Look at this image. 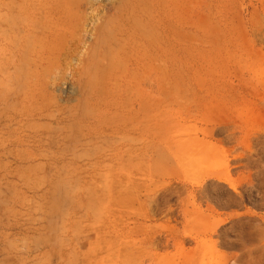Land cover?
<instances>
[{
    "label": "rangeland",
    "instance_id": "obj_1",
    "mask_svg": "<svg viewBox=\"0 0 264 264\" xmlns=\"http://www.w3.org/2000/svg\"><path fill=\"white\" fill-rule=\"evenodd\" d=\"M262 129L264 0H0V264H250L238 235L260 226L263 256L264 223L191 220L229 210L195 188L219 164L179 154L212 140L257 186L236 159Z\"/></svg>",
    "mask_w": 264,
    "mask_h": 264
},
{
    "label": "bare ground",
    "instance_id": "obj_2",
    "mask_svg": "<svg viewBox=\"0 0 264 264\" xmlns=\"http://www.w3.org/2000/svg\"><path fill=\"white\" fill-rule=\"evenodd\" d=\"M256 113L257 112H255V115H254L255 117L253 118V120H255L256 116H258V115H256ZM214 126L216 128H218L217 129L218 131H222L223 129H226V124L222 123V122L216 123V125H214ZM262 131H264V129L258 131V133L252 134L247 139V141L244 144V146L247 147L246 154L239 157L238 159H236V160H240V161L246 160V163H244L242 165L243 168H250V167L255 168V165H257L259 163L264 164V139L262 140L263 145L260 148L254 149L250 145L253 142L258 144V140L261 139L262 137H264V133H262ZM253 136H255V137H253ZM226 138L228 141L233 139L232 135H227ZM201 142H202V140H201ZM211 142H212V140L211 141H205V142H202L200 144L196 143L194 149L190 148V150L186 151L185 153L181 152L182 154H179V155H183V156L180 158L181 162L180 161L179 162L183 165V168H185V169H183V168L182 169L186 170V171L191 170V168H193L195 170H196V168H199L201 166V163L198 162L200 159H204V165L206 167H208V165H210L211 163L219 164V166H217L216 169L211 170L210 172L204 171L203 172L205 174L204 177L201 176L202 179L197 181L195 188H197V192L200 194L201 199H203L207 202L217 204L219 207H221V209L229 210V212L226 213L227 214L226 218H222V214H219L218 216H210V215L206 214L207 212L198 210V208H197V210L192 211L193 214H192L191 220L198 221L200 227L207 230L210 234L218 233L219 230L224 227L221 225H224V224L226 225V223L231 224L233 229L238 227V226L240 227V225H243V223L250 222L254 219L259 220L260 223H262V222L264 223V217H262V214L259 215L258 213L257 214L253 213L251 211H248V209L245 212L244 211L239 212L241 209L246 207L247 203L253 204V205H254V203H259L260 207L264 209V169H262L260 171L261 178L258 179L259 181L257 182V186L254 185V183L251 179H247V180H243V181L235 183L230 178L229 163L223 162V153L218 149L217 144H213ZM215 143H217V142H215ZM179 155L177 154L178 157H180ZM256 157H257V159H254ZM223 166H225L226 171H224V172L226 173L227 177H223V175L225 173L220 172L221 168L223 169ZM263 168H264V166H263ZM215 180H217L219 182L218 184L221 186V188H226V187H227V189L229 188L230 194L226 198V201L221 200L219 197H215V196H212L209 194H205L206 186L210 185L211 182H213ZM194 181H196V180H194ZM244 181H248V184L254 185L253 188L255 187L256 192H259V195L261 198L260 202H257L255 200V195H254L253 189H247L246 188V191H244V184H243ZM211 209H213V207L208 206V210H211ZM189 217H190V215H189ZM190 223H191V221H190ZM245 228H246V226H245ZM259 230H260V226H257V231L244 229L238 235V239L242 242V244L240 243L241 245L239 246L241 254L236 258L237 262L242 263L244 258L245 259L248 258L247 260H249L250 264H258V262L255 261L256 259L260 258L259 261L262 259V257L264 259V255L258 256V250L257 249H252V250L250 249V250H247V252H245V250L247 249L248 246H251L256 242ZM200 232H202V231H200ZM224 244L230 248H234L237 245V244H234L232 242H226Z\"/></svg>",
    "mask_w": 264,
    "mask_h": 264
}]
</instances>
